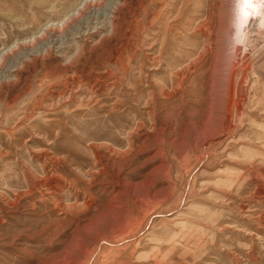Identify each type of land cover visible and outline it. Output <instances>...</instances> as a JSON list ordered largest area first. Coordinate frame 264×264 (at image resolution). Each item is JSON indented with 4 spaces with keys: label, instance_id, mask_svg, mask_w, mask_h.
<instances>
[{
    "label": "rangeland",
    "instance_id": "374dc122",
    "mask_svg": "<svg viewBox=\"0 0 264 264\" xmlns=\"http://www.w3.org/2000/svg\"><path fill=\"white\" fill-rule=\"evenodd\" d=\"M245 2L0 0V264H264Z\"/></svg>",
    "mask_w": 264,
    "mask_h": 264
},
{
    "label": "bare ground",
    "instance_id": "6f19581e",
    "mask_svg": "<svg viewBox=\"0 0 264 264\" xmlns=\"http://www.w3.org/2000/svg\"><path fill=\"white\" fill-rule=\"evenodd\" d=\"M243 8H244L243 10L247 12L248 21H256L257 19H259L258 22L261 21L263 23L264 21V0H247ZM259 15H261L260 18H258Z\"/></svg>",
    "mask_w": 264,
    "mask_h": 264
},
{
    "label": "snow or ice",
    "instance_id": "6c2138e0",
    "mask_svg": "<svg viewBox=\"0 0 264 264\" xmlns=\"http://www.w3.org/2000/svg\"><path fill=\"white\" fill-rule=\"evenodd\" d=\"M246 2H247V0H246Z\"/></svg>",
    "mask_w": 264,
    "mask_h": 264
}]
</instances>
